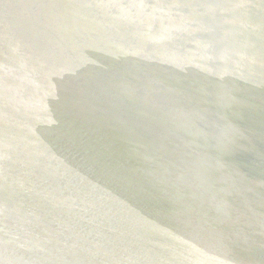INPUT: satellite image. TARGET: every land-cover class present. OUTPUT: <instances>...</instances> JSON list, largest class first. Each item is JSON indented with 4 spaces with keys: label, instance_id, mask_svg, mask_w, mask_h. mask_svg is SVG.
<instances>
[{
    "label": "bare ground",
    "instance_id": "bare-ground-1",
    "mask_svg": "<svg viewBox=\"0 0 264 264\" xmlns=\"http://www.w3.org/2000/svg\"><path fill=\"white\" fill-rule=\"evenodd\" d=\"M1 93L48 189L0 184V264H264V0H0Z\"/></svg>",
    "mask_w": 264,
    "mask_h": 264
},
{
    "label": "water",
    "instance_id": "water-1",
    "mask_svg": "<svg viewBox=\"0 0 264 264\" xmlns=\"http://www.w3.org/2000/svg\"><path fill=\"white\" fill-rule=\"evenodd\" d=\"M9 98H12V95H5L2 93L0 94V102H2V103L8 101ZM40 123L41 124H39V125L37 124L38 126H35L32 129H30L31 132L29 133V136L31 135V137L34 138V137H36L37 134L43 133L47 137L48 142H51V143L56 142V144H59V147H60L59 152L55 153L53 155L56 158H60L59 160H61V162H62V160H65V159H72L73 160V159H76L78 157L81 159V156L85 155V153H83L80 149L76 148L74 139H71L70 137H68L66 135L60 134L58 131L57 132L52 131L51 130L52 127H49L47 124L48 122H46V121L45 122L42 121ZM63 124L66 125L67 123L64 122ZM53 129H55V128H53ZM28 140H26L23 144V147L25 149V151H24L25 155L22 154V156L23 155L24 156L21 159L25 163L21 162L20 163L21 165H19V166L16 163H14V165L10 164L9 167L6 166L5 164H2L4 166V168L0 169V184L3 188H5V186H7L8 190H5V191H7L9 193L10 192H16L17 195H22L23 192H21V190H25L23 182H25L27 185H29V188H31L34 184H35V186H37L42 182L41 181L42 177L35 170L34 165L32 163H30V162H32V160L35 162L36 158L32 159V157L28 156V155H30L29 151L33 150V148H32L33 142H31V141H33V139L29 138ZM0 153L2 155L12 153V156H10V157H12V159L16 156L15 146L13 145L12 140L10 139V137H8V138L4 137L2 132H0ZM28 158H31V159L29 160ZM24 164H27L26 167H24ZM76 169L78 171V168H76ZM33 172L35 174H37L41 180L38 179V181H37V179L35 177H33ZM19 174L21 176H23L22 181L20 180L21 178H19L20 177ZM85 177H87V176L85 175ZM83 181H84V179H83ZM85 183H86V181L84 182V184ZM99 183H100V185H102L101 182H99ZM43 184L44 183L42 182V187L40 189H44V190L48 189V185L43 186ZM107 192H108V189H107ZM74 201L76 203H79V204H82L84 202H90L89 204H91L92 202H94L90 199L87 201L85 200L81 203H80V201H77V200H74ZM137 210L139 211L138 207H137ZM158 210H159V214L161 215V217L163 219L168 220V221L171 220L170 221L171 224L177 220L175 214L177 213L178 209H175L173 207L171 208V207L158 206ZM38 212H42V211H38ZM99 213H101V211L99 210V207H92V212H87L86 208H82V209L79 208L78 211L75 213L76 217H78V216L79 217L76 218V222H72V224H74V225L79 224V222H81L82 219H84V218L89 219L91 217H93L95 220L103 221L101 219V216ZM66 215H67V213H66ZM109 216L110 217H108L106 219L108 221H103L105 225H104V231H103L102 236L107 234L109 231L111 234V233L115 232L116 230H119V227H127V224H123V225L122 224H116L117 223L116 220L128 221L127 219L122 218V217H120V215H116V214L109 215ZM170 216H172L171 219H170ZM111 217L115 218L116 220L115 219L113 220ZM179 217L180 216L178 215L177 218H179ZM150 222L153 225L151 220H150ZM113 229H115V230H113ZM78 237H80V235H78ZM106 237L107 236H105V238ZM85 241H88V240L85 239ZM130 242H136V244H133V246L134 245L137 246V245L141 244V246H143L144 249L148 248V244H147L148 242L147 243L145 242V238L143 237V235L141 237H139L137 235V240H133V241L128 240V243H130ZM162 244H166V243L162 242ZM157 245H161V244H157ZM157 245H155V246H157ZM114 249L116 250V248H114ZM124 249L126 250L125 252H127V249L126 248H124ZM184 253H186V252H184ZM113 254H115V256H116V258L113 257L115 259L114 264H117L116 262H117V258L119 255H117L118 254L117 252L113 253ZM128 254L130 256V253H128ZM187 255L190 258H192L194 261H197V263H199V264H207L208 263V260L205 259L204 257H202L201 255H199L198 258H195L190 252H187ZM98 258L101 261H103L102 258H105V257H95L96 260H98ZM137 264H138V262H137ZM143 264H145V263H143Z\"/></svg>",
    "mask_w": 264,
    "mask_h": 264
}]
</instances>
